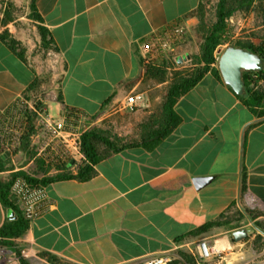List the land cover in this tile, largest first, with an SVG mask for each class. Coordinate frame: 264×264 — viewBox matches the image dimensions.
I'll return each mask as SVG.
<instances>
[{
    "label": "crops",
    "instance_id": "0c3cea01",
    "mask_svg": "<svg viewBox=\"0 0 264 264\" xmlns=\"http://www.w3.org/2000/svg\"><path fill=\"white\" fill-rule=\"evenodd\" d=\"M201 4L202 0H0V108L35 90L44 96L48 113L49 106L58 103L59 120L65 109H73L93 126L129 93L139 92L145 105L133 113L144 121L161 109L168 81L150 77L147 69L154 67L143 66L138 42L182 20L188 40L179 52L186 60L169 70L187 65L200 52ZM252 4L255 11L241 15L238 10L227 20L231 39L244 41L250 33L244 29L259 33L264 28V0ZM32 6L39 19L32 16ZM41 28L54 45L44 46ZM4 34L19 42L17 51L7 45ZM226 46H220L216 56ZM42 48L56 54L52 72L37 54ZM53 72L50 84L44 76ZM36 80L40 85L33 87ZM174 110L180 123L156 147L112 153L87 179L77 176L84 156L72 150L65 168L74 177L45 185L53 207L30 222L16 240L25 263L143 264L158 256L174 262L181 252H194V246L204 243L209 255L203 264H264V231L256 225L264 221L260 108L245 104L222 77L209 71L180 97ZM32 157L25 150V162L34 168ZM0 162V182L9 183L15 168L7 167L9 160L1 152ZM15 219L14 210L0 199V227ZM216 221L225 224L194 234ZM240 229L248 236L237 241L233 234Z\"/></svg>",
    "mask_w": 264,
    "mask_h": 264
},
{
    "label": "built area",
    "instance_id": "2783aa9c",
    "mask_svg": "<svg viewBox=\"0 0 264 264\" xmlns=\"http://www.w3.org/2000/svg\"><path fill=\"white\" fill-rule=\"evenodd\" d=\"M187 40L188 28L182 20L153 30L138 42L143 66L176 64L179 50ZM218 58L219 56L217 60ZM37 85L40 84L36 82L32 86ZM144 105V94L132 92L114 106L113 110L133 113ZM91 125L86 115L73 109H65L60 120L55 122L48 113L44 96L35 90L27 95L17 96L8 106L0 108V152L9 160L7 167L15 168L10 180V192L29 223L53 207L41 180L60 172L66 166L72 150L79 149L81 134ZM25 150L32 152V162L41 163L46 170L44 173L35 176L26 170L29 167L28 162L22 167L16 166L21 160L25 161ZM21 172L36 177L37 181L29 180ZM204 245L202 243L200 247V254L206 258L209 250L204 253ZM172 261L167 256H158L143 264H171ZM0 264L23 263L22 258L12 249L0 244Z\"/></svg>",
    "mask_w": 264,
    "mask_h": 264
},
{
    "label": "trees",
    "instance_id": "16d2710c",
    "mask_svg": "<svg viewBox=\"0 0 264 264\" xmlns=\"http://www.w3.org/2000/svg\"><path fill=\"white\" fill-rule=\"evenodd\" d=\"M252 2L253 0H217L215 6V20L208 23L203 20L206 6L204 4L200 5L199 16L201 17L202 23L199 27V31L202 32V36L200 53L194 62L197 66L186 73H175L172 82L167 86L166 95L164 96L161 109L158 112L150 114L139 124L137 132L139 136L137 138L131 139L123 137L112 130L104 129L100 124L93 125L85 130L79 138V152L84 156L83 165L78 169L77 176L79 178H89L93 174V167L112 153H117L126 148L136 146L153 149L174 131L181 120L174 110V106L180 97L185 95L197 83H199L202 77L209 71L214 73L218 79H221L222 76L219 68H215L214 66H218L216 52L220 45L228 43L227 41L229 40L231 29L227 24V20L234 15L238 8L248 7ZM233 3H236L237 6H234ZM32 10L34 11L32 16L39 19L33 6ZM41 35L44 46L50 47L51 45H54L50 34L43 28H41ZM2 38L14 51L18 50L20 45L18 41L6 34H4ZM228 46L241 47L245 50L259 53L264 56V38H260L258 43L253 41H233L230 42ZM22 55L23 53H20V56ZM191 60L193 61V56L190 57V61ZM169 67L171 69L174 68L173 63L164 64L161 67L148 68L147 72L151 78L164 82L168 81V75L171 71L169 70ZM243 79L245 82L244 93L238 95V97L248 106L252 108H260V112L257 114L263 116L264 89L256 86L255 82L260 79L264 80V68L258 72H244ZM97 118V115L93 117V119ZM0 169H2L1 162ZM45 171L46 170L42 167L41 163L36 162L31 173L38 176ZM21 174L33 182L37 181L36 177H31L26 172H21ZM72 177H74V175L64 167L60 172L42 179L41 182L46 185L48 182L55 179H67ZM0 199L4 206L12 208L16 213L15 220L8 221L0 227V244L12 249V251L18 255L16 240L22 237L28 230L30 223L23 215L22 209L17 202H15L10 192V182H0ZM222 224L225 223L221 221L211 222L205 225L204 228L197 230L194 234ZM256 225L264 231V221L257 222ZM50 262L56 263L54 258H50ZM22 263L27 264L23 260ZM171 264H196V260L189 254L181 252L180 258Z\"/></svg>",
    "mask_w": 264,
    "mask_h": 264
},
{
    "label": "rangeland",
    "instance_id": "374dc122",
    "mask_svg": "<svg viewBox=\"0 0 264 264\" xmlns=\"http://www.w3.org/2000/svg\"><path fill=\"white\" fill-rule=\"evenodd\" d=\"M255 1V0H253ZM217 0H202V4H204L206 6L205 9V13L203 14V20H205V22H213L215 20V6H216ZM234 6H237L236 3H233ZM252 3L251 5H249L248 7H241L238 8L237 11L239 10L241 12V15L245 14L248 15V13L250 11H255V8L252 7ZM235 12L234 15L232 16L233 18H235L238 14V12ZM26 12V7L22 6L21 7V14L23 15ZM256 16V14H255ZM257 17V16H256ZM233 31L236 32V27L233 26L232 27ZM245 32L248 30V35H249V39H243L244 42L247 41H251L252 38L254 39H260V38H264V28L261 29V31L259 33H256L254 30H252V27H248L246 29H244ZM231 36H229V40L227 41V46L225 48L228 47V44L230 42L233 41H239L237 38L231 39ZM201 42V41H200ZM225 48H223V51L225 50ZM222 51V52H223ZM200 53V52H199ZM198 53V54H199ZM38 55H40V59L44 64H48L51 66H47L50 68V72L54 71V69L56 68L57 65V57L56 54L53 52V50H51L50 52L47 50H44L43 48L37 53ZM198 54L193 56V61H189V63H187V65L179 68V69H175L169 72L168 75V84L170 82H172V79L175 77V73L176 72H183L186 73L188 71H191L193 68H195L197 65L194 64L196 57L198 56ZM186 60L185 56H178L177 59V64H182L184 61ZM51 63V64H50ZM54 72L52 74L48 73L47 76H44V79L48 82H50V84H52L51 80L54 76ZM37 81V80H36ZM38 82V81H37ZM168 86V85H167ZM260 88H264V82H261L260 84L256 85ZM49 115L50 117L55 121L58 122L59 121V105L58 103L54 102L49 106ZM109 114L108 117L105 118L101 123L100 126L103 127L104 129H109L112 130L118 134H120L123 137H127V138H131V139H135L137 138L139 135L137 134L138 132V126L139 124L143 121L142 119H139L137 117H139L137 114L135 113H126L124 111H116L113 110V108H111L109 110ZM142 120V121H141ZM132 122L133 124H136L130 127L129 123ZM28 161H20L19 163L16 164L17 167H22L24 166ZM26 170H28L29 172H32L33 168L31 166L26 167ZM202 244H199L198 246H194V252H190L188 253V251L186 252L187 254H189L190 256H192L195 260L196 263H202L204 262V257L201 256L200 254V247Z\"/></svg>",
    "mask_w": 264,
    "mask_h": 264
},
{
    "label": "water",
    "instance_id": "95a60500",
    "mask_svg": "<svg viewBox=\"0 0 264 264\" xmlns=\"http://www.w3.org/2000/svg\"><path fill=\"white\" fill-rule=\"evenodd\" d=\"M218 67L224 82L237 95L244 93V72H258L262 69V56L241 47L228 46L220 52ZM235 240L239 241L248 236L246 229L234 232Z\"/></svg>",
    "mask_w": 264,
    "mask_h": 264
},
{
    "label": "bare ground",
    "instance_id": "6f19581e",
    "mask_svg": "<svg viewBox=\"0 0 264 264\" xmlns=\"http://www.w3.org/2000/svg\"><path fill=\"white\" fill-rule=\"evenodd\" d=\"M203 251H204V253H206L207 251H208V248H207V246H203Z\"/></svg>",
    "mask_w": 264,
    "mask_h": 264
},
{
    "label": "flooded vegetation",
    "instance_id": "af4514ba",
    "mask_svg": "<svg viewBox=\"0 0 264 264\" xmlns=\"http://www.w3.org/2000/svg\"><path fill=\"white\" fill-rule=\"evenodd\" d=\"M262 56V55H261ZM264 68V56H262V69Z\"/></svg>",
    "mask_w": 264,
    "mask_h": 264
}]
</instances>
